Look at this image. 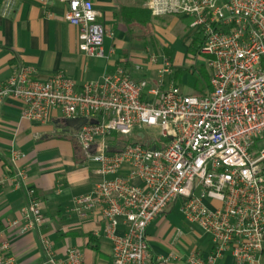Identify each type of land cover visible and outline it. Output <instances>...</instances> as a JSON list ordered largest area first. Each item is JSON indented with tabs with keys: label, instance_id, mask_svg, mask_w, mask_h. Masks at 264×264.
I'll list each match as a JSON object with an SVG mask.
<instances>
[{
	"label": "built area",
	"instance_id": "built-area-1",
	"mask_svg": "<svg viewBox=\"0 0 264 264\" xmlns=\"http://www.w3.org/2000/svg\"><path fill=\"white\" fill-rule=\"evenodd\" d=\"M59 1L66 6L64 21L78 29L80 52L103 58L104 39L112 33L93 2ZM15 4L0 0L3 15ZM145 6L153 17H190L198 53L207 57L206 95H184L173 81L135 82L121 65L78 88L63 71L40 78L35 66L21 64L0 81V105L20 101L21 118L30 122L46 123L56 110L84 121L74 140L100 179L74 200V208L103 223L112 246L109 264H150L146 228L176 203L185 221L210 236L213 246L208 255L191 254L185 264H217L224 254L235 264H262L264 0H145ZM149 62L157 65L159 58L152 54ZM171 73V62L163 57L159 74ZM12 156L21 158L14 150ZM24 179L19 169L12 181L19 185ZM29 194L20 213L21 233L45 220L34 191ZM41 245L43 264H86L78 248L58 256L49 240ZM0 264H16L8 239L0 241Z\"/></svg>",
	"mask_w": 264,
	"mask_h": 264
},
{
	"label": "crops",
	"instance_id": "crops-1",
	"mask_svg": "<svg viewBox=\"0 0 264 264\" xmlns=\"http://www.w3.org/2000/svg\"><path fill=\"white\" fill-rule=\"evenodd\" d=\"M47 1L44 7L41 0H16L8 16L0 8V81L9 78L19 65L27 64L39 70L40 78L63 71L80 88L121 65L135 82L146 79L157 86L161 80L168 86L173 81L189 96H204L211 90L207 57L198 53V42L189 29L190 17L151 16L146 30H134L138 37L134 39L117 14L121 7L146 8L145 2L90 0L100 14L99 21L112 35L104 39L103 58H87L78 47V29L63 19L66 6L59 0ZM196 52L205 58V62H198L206 70L207 81L198 94L187 85L189 69L173 62L176 53L195 59L196 54L191 53ZM152 54L159 58L157 65L149 62ZM163 57L171 62L170 75L159 74ZM22 109V103L15 99L0 105V178L4 179L0 185V241H11L16 264H43V238L52 243L58 256L75 247L83 253L86 264H109L112 246L103 235V223L97 216L83 215L74 208V200L89 194L100 179L95 167L83 160L74 140L84 121L67 119L56 110L46 123L30 122L21 118ZM13 150L21 155L19 160L13 159ZM19 169L25 172V179L16 185L12 178ZM30 190L41 204L45 220L21 233L20 213L31 200ZM178 206H169L146 228L150 264H185L195 252L208 255L212 251L210 236L187 223ZM217 264L235 263L224 254Z\"/></svg>",
	"mask_w": 264,
	"mask_h": 264
},
{
	"label": "rangeland",
	"instance_id": "rangeland-1",
	"mask_svg": "<svg viewBox=\"0 0 264 264\" xmlns=\"http://www.w3.org/2000/svg\"><path fill=\"white\" fill-rule=\"evenodd\" d=\"M145 0H140L139 3L144 5ZM152 46H150L151 48ZM162 47V46H160ZM163 49V48H162ZM155 51V50H154ZM192 55L196 54V58L193 59L195 56L188 55V57H184L179 53H176L173 59V62L179 66H182L184 68L189 69V83L187 84L188 86H190L191 88H194L195 91L197 92L196 94L199 93L198 90H200V88H202L203 86H205V77H206V70L200 66L199 62H205V58L202 56H199L196 53H191ZM199 61V62H198ZM193 69V70H192ZM192 71V72H191ZM155 133V136H159L158 135V130H153ZM143 134L148 136L149 134V129H144L143 130ZM136 138H132L131 140H135ZM173 205V204H172ZM171 206V205H170ZM173 208H176V206H172Z\"/></svg>",
	"mask_w": 264,
	"mask_h": 264
},
{
	"label": "trees",
	"instance_id": "trees-1",
	"mask_svg": "<svg viewBox=\"0 0 264 264\" xmlns=\"http://www.w3.org/2000/svg\"><path fill=\"white\" fill-rule=\"evenodd\" d=\"M117 17H119L122 23H126V25H128V30L134 39L138 38L135 36L134 30L140 27L143 30H146L149 27L150 21L152 19L149 11L145 7H121Z\"/></svg>",
	"mask_w": 264,
	"mask_h": 264
},
{
	"label": "water",
	"instance_id": "water-1",
	"mask_svg": "<svg viewBox=\"0 0 264 264\" xmlns=\"http://www.w3.org/2000/svg\"><path fill=\"white\" fill-rule=\"evenodd\" d=\"M161 140H163L162 138H161ZM152 150H154L155 149V146H152V148H151Z\"/></svg>",
	"mask_w": 264,
	"mask_h": 264
}]
</instances>
